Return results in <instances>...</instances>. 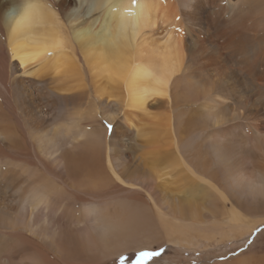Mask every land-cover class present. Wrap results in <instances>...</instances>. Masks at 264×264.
I'll list each match as a JSON object with an SVG mask.
<instances>
[{"label": "bare ground", "instance_id": "6f19581e", "mask_svg": "<svg viewBox=\"0 0 264 264\" xmlns=\"http://www.w3.org/2000/svg\"><path fill=\"white\" fill-rule=\"evenodd\" d=\"M1 13L26 82L0 58V264L148 262L153 247L246 236L214 264H264V0H1ZM119 115L109 134L101 121Z\"/></svg>", "mask_w": 264, "mask_h": 264}, {"label": "rangeland", "instance_id": "374dc122", "mask_svg": "<svg viewBox=\"0 0 264 264\" xmlns=\"http://www.w3.org/2000/svg\"><path fill=\"white\" fill-rule=\"evenodd\" d=\"M15 1H19V0H15ZM88 1L90 3L93 2V0H88ZM15 4L19 5L20 2H16ZM204 13H205V16H209V21L210 19L213 18L212 10L210 8H206ZM1 16H2V13L0 14V17ZM57 17L60 18L61 21H63L62 16H57ZM60 23L64 25L63 22H60ZM187 45L188 46L192 45V42L188 41ZM0 58L4 60L5 65H6V71L8 72L9 70V73H10L9 76H11V79H19V80L26 82L24 79L25 76L22 75V70L19 68L17 63L12 62L10 59L6 38L3 40L1 48H0ZM202 72H203L202 74L204 75L202 76V79H204L205 77L207 78L210 73L206 69H203ZM197 73H201V71ZM6 78H8V74L6 75ZM206 78L204 79V83L206 84V86L214 85L212 83L213 82L212 79H208L209 77L207 79ZM209 82H211L212 84ZM212 88H214V86H212ZM57 112H59V110H57ZM116 120H118V122L115 125L112 123H108L107 120L101 121L102 126L105 129H108L109 134L115 126L120 127L119 131H122V130L125 131V128H123V126H125L124 125L125 118L119 115L118 117H116ZM130 136L133 137L134 133L129 131V137ZM125 157L128 158V155H126ZM249 243H250V239L249 237L246 236L245 239L231 241L227 244L216 245L212 247H205V245H200V246L190 245L184 248L181 246L166 245L160 250H158L156 247H153L152 249L153 252L154 251L155 252L157 251V253L159 252L158 255L160 256L159 257L155 256L153 257V259H151V261H148V262L143 261L142 258L144 255H141V254H143L144 252L140 251L138 255L136 254V256H138L136 257V259L126 260L124 256H118L112 260L107 261L106 264H144V263L145 264H206V263L212 264L213 263L214 264V263H222V262L237 258L243 255L244 253H246L248 250L247 244Z\"/></svg>", "mask_w": 264, "mask_h": 264}]
</instances>
